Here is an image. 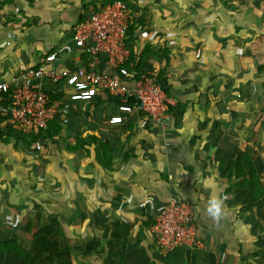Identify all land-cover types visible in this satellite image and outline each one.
I'll list each match as a JSON object with an SVG mask.
<instances>
[{
  "label": "crops",
  "instance_id": "0c3cea01",
  "mask_svg": "<svg viewBox=\"0 0 264 264\" xmlns=\"http://www.w3.org/2000/svg\"><path fill=\"white\" fill-rule=\"evenodd\" d=\"M91 1L0 0V81L39 64L51 51L60 53V65L73 64L71 27L90 10ZM131 1H138L145 12L141 35H147L145 44L157 52L144 67L156 74L164 70L172 110L158 123L136 113L126 121H133V129L120 131L107 123V113L115 111L107 95H98L103 99L98 116L93 113L98 96L90 102L89 114L80 112L86 103L76 105L68 123L78 116L79 122L91 124L84 126L83 137L99 136L122 156L127 154L128 160L114 171L101 167L93 147L76 155L55 143L37 149L13 139L0 143V235L23 236L28 216L41 204L63 223L72 218L68 237L89 240L109 234L101 245L107 253L104 264L121 259L131 264L128 249L140 254L134 258L137 264L144 255L145 264H242L235 258V232L248 229L244 216H255L256 207L234 204L239 190L228 165L240 154L244 166L248 151L264 167V123L259 119L264 107V27L254 25L264 23L255 16L251 20L246 0ZM243 7L249 21L240 13ZM158 34L166 38L147 39ZM75 131L70 129L68 136ZM68 142L74 144L73 139ZM213 193L225 202L219 223L205 212ZM170 198L193 206L198 238L192 246L158 256L149 226ZM111 248L123 252V258L108 257Z\"/></svg>",
  "mask_w": 264,
  "mask_h": 264
},
{
  "label": "built area",
  "instance_id": "2783aa9c",
  "mask_svg": "<svg viewBox=\"0 0 264 264\" xmlns=\"http://www.w3.org/2000/svg\"><path fill=\"white\" fill-rule=\"evenodd\" d=\"M134 18L132 8L122 1L84 13L71 27L75 62L60 65V53L51 51L39 64L22 67L11 80L0 81V111L11 124L29 133L46 128L56 115L66 119L73 104L90 102L103 94L111 97L115 106L107 118L109 125L126 122L136 113L151 123L160 122L170 100L156 73L136 78V72L126 66L130 56L127 30ZM52 94L60 97L54 99ZM129 98L135 102L129 103ZM259 119L264 123V107ZM149 232L161 255L192 246L198 238L193 206L170 198L154 215Z\"/></svg>",
  "mask_w": 264,
  "mask_h": 264
},
{
  "label": "trees",
  "instance_id": "16d2710c",
  "mask_svg": "<svg viewBox=\"0 0 264 264\" xmlns=\"http://www.w3.org/2000/svg\"><path fill=\"white\" fill-rule=\"evenodd\" d=\"M94 1L96 0L91 1V5L89 8H87V10L98 9L102 5L111 4L115 1H122L127 6H130L132 3L131 0H97V2H99L98 5H94ZM262 3L264 7V0H262ZM254 19L256 21L258 20V18ZM259 21L260 23H264V11L260 16ZM254 25H256L258 28L264 26V24L258 25V23H254ZM139 26L143 31L144 21L141 17H136L129 25L126 38V45L130 52L129 60L126 63V66H128L130 70L136 72V78L141 77L143 74L146 75L150 73L146 70L144 65L151 55L157 54V52L150 50L149 44H145V46L142 48V54L138 53L139 42L143 41L147 37V35L142 37L140 36L141 34L139 32H136V29ZM156 75L160 86L168 96L169 91L166 85L167 79L164 70L159 69V72ZM51 96L54 99L60 97L58 94H52ZM0 98H3V96L0 95ZM109 100L110 104H114L112 98L109 97ZM90 102H83L86 103V109H88L89 105H91ZM128 102L133 104L135 99L129 98ZM2 104H4V102H2ZM78 104L80 103L73 104L71 108L72 113L76 110V105ZM102 104L103 99L98 96L97 103H95V108L93 110L95 116L99 115V111L102 113ZM168 110L170 112L172 107L168 106ZM80 112L83 113V111ZM107 114L108 118L111 114ZM77 117L78 116H76V119L74 118L73 123H68L69 121L67 119H61L60 115H56L48 122L46 128L33 129L29 133H25L22 132L18 126L11 124L7 119V114L1 110L0 143L7 144L11 139H13L14 144L36 149L40 145L47 147L48 144L50 145V143H55L56 146H63L65 151L68 149L76 155L83 150H87L88 153L90 148L93 147L96 160L99 162L101 167L108 171H114L118 169L120 163L122 164L128 160L127 154L122 156L118 150L114 149L109 141L93 134H88L83 137L81 133L84 129V126L89 124H85V122H79ZM77 120L80 126H77ZM116 127L120 131H131L133 129V121L123 122L116 125ZM70 129L76 130L74 136L72 137L68 136L70 134H68ZM71 139L74 140V144L68 142ZM81 155L83 156L82 153ZM239 156L241 155L238 154L237 158L228 165L229 169L234 172L233 178L236 181L235 187L239 190V193L233 202L234 204H243L250 207L256 206V215L254 218H257L259 222L264 225V179L261 176L262 174H259V169L263 167V164L259 165L257 159L258 157H255L248 151H245L244 160L246 162L245 165L242 166ZM61 217L66 221L64 214H62ZM27 219V223L25 224L23 230L24 232L21 233L23 237H25L24 239L26 240V244H24L23 238L18 236L17 233H14L9 237L6 235H0V264H71V261H73L75 257H78L79 255H90L89 251L85 248V245L86 243L90 242L95 237V235L89 240L80 239L78 243L85 245L77 247L78 252H76L74 248L71 252L70 249L67 248V244L64 242L68 237L64 236L60 231L63 221H61L57 215L48 214L47 208L41 204L35 205V214L33 216H28ZM69 223H72V218ZM176 249L170 251L169 254L176 251ZM239 262L243 264L245 259H240Z\"/></svg>",
  "mask_w": 264,
  "mask_h": 264
},
{
  "label": "rangeland",
  "instance_id": "374dc122",
  "mask_svg": "<svg viewBox=\"0 0 264 264\" xmlns=\"http://www.w3.org/2000/svg\"><path fill=\"white\" fill-rule=\"evenodd\" d=\"M245 2L246 3H244V6L249 7V9L251 10V14H250L251 20L254 18V16L256 18L260 19V16H261L262 12L264 11L262 0H246ZM98 3L99 2H97V0L94 1V5H98ZM138 6H139L138 1L131 3L132 10H133L134 14L136 15V17H141L142 19H144L145 12L141 13V11L143 9L141 10L140 7H138ZM245 7H243L240 10V13H242L243 16L245 17V18H243L244 20L249 21L247 18V17H249L248 9L246 10ZM138 9L140 11H138ZM237 14H235V15H237ZM239 19L242 21L241 17ZM137 28L140 30L139 33L141 34L142 30H141L140 26ZM144 30H145V23H144ZM140 36H142V35H140ZM165 38L166 37L164 35L162 37V34H160V35L158 34V36L154 35V36L147 38V39L149 41L161 42ZM144 44H145V40L139 42L138 53H141V50H142ZM260 46H261V50L263 51V49H264L263 45L260 44ZM91 108L92 107L89 106V108L86 110V105L82 106L83 112L85 111L86 114H89L91 112ZM162 118H164V115L162 116ZM162 118H161V120H162ZM89 125H91V124H89ZM259 171H260L259 174H262L261 176L264 179V167L259 169ZM249 218L250 219H248L247 216H244L245 220H244V222H242V224H245L248 227V229L242 228V229H239L240 232H237V231L235 232L236 233L235 234L236 238L234 237L235 238V243H234L235 258H236V260H237V258H239V260L245 259V263H243V264H264V225L261 222H259V220L257 218H254V216H250ZM66 221H67V219H66ZM70 225H72V224L63 223L61 225L60 231L63 233L64 236H66L69 233V231H66V226H70ZM14 226H16V224L13 225V227ZM100 229H102V227ZM108 235L109 234L106 235V233L96 234L95 237L90 242L86 243V245H85V248L89 251L90 255H84V254L79 255L78 257H75V259L73 261H71V264H104V262H105V261H103V260H105L104 256L107 253L104 254V248H102L101 245L106 241V239L108 238ZM70 236H72V235H70ZM70 236L69 237L67 236L68 238H66L64 242H65V244H67V248H69L71 252H72L73 248L75 249L76 252H78L77 247L80 246V244L78 243V241L80 239L75 238V237H70ZM21 237L23 238L24 244H26V240L24 239L25 237H23V236H21ZM81 239L84 240L82 237H81ZM154 244H155V242H154ZM133 250L134 249H131V250L128 249V251H127V254L129 256H131V258H130L131 262H129V260H128V263L137 264L135 262L134 258H138L140 254H135V252H137V250L136 251L134 250V254H131ZM115 251L118 252V254H115ZM142 252L145 253L144 250ZM122 254H123V252L121 253V251H118V249H112L111 248V254H109L108 257H111L112 259L123 258V257H121ZM128 255H125V256L129 257ZM157 255L161 256L159 253H157ZM145 256H147V255H144V257L142 256L139 259V264H145L146 263L145 262L146 261ZM82 258H84L85 260L82 261ZM100 261H102L103 263H100ZM120 261L121 262H119V264H126L125 260L121 259ZM107 264H109V261H107ZM237 264H239V263L237 262Z\"/></svg>",
  "mask_w": 264,
  "mask_h": 264
},
{
  "label": "clouds",
  "instance_id": "9594fccd",
  "mask_svg": "<svg viewBox=\"0 0 264 264\" xmlns=\"http://www.w3.org/2000/svg\"><path fill=\"white\" fill-rule=\"evenodd\" d=\"M205 212L214 222L219 223L225 216L224 199L218 194H211L206 202Z\"/></svg>",
  "mask_w": 264,
  "mask_h": 264
}]
</instances>
